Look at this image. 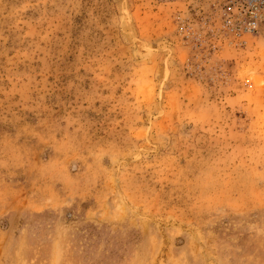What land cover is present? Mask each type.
<instances>
[{
    "label": "rangeland",
    "instance_id": "374dc122",
    "mask_svg": "<svg viewBox=\"0 0 264 264\" xmlns=\"http://www.w3.org/2000/svg\"><path fill=\"white\" fill-rule=\"evenodd\" d=\"M227 0H0V264H264V32Z\"/></svg>",
    "mask_w": 264,
    "mask_h": 264
},
{
    "label": "built area",
    "instance_id": "2783aa9c",
    "mask_svg": "<svg viewBox=\"0 0 264 264\" xmlns=\"http://www.w3.org/2000/svg\"><path fill=\"white\" fill-rule=\"evenodd\" d=\"M223 28L234 36L264 32V0H227Z\"/></svg>",
    "mask_w": 264,
    "mask_h": 264
}]
</instances>
